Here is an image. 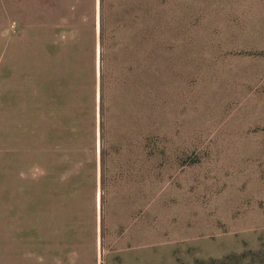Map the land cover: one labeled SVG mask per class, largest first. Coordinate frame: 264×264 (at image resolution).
<instances>
[{"label": "rangeland", "instance_id": "obj_1", "mask_svg": "<svg viewBox=\"0 0 264 264\" xmlns=\"http://www.w3.org/2000/svg\"><path fill=\"white\" fill-rule=\"evenodd\" d=\"M263 25L264 0H0V264H261Z\"/></svg>", "mask_w": 264, "mask_h": 264}, {"label": "crops", "instance_id": "obj_2", "mask_svg": "<svg viewBox=\"0 0 264 264\" xmlns=\"http://www.w3.org/2000/svg\"><path fill=\"white\" fill-rule=\"evenodd\" d=\"M187 25L188 24H178V23H169L167 24V26H163V25H157L155 28V30H169V31H184L187 30ZM234 29L235 27H233V25L231 23H229L228 26L224 27V29ZM263 30V32H260L259 34H257L256 39H261L262 40V48H264V25L261 28ZM173 46H175L177 49L176 50H172V51H166V53H168L167 55H171L173 57H177L172 59L173 61H180L179 58L181 59V61H184V57L188 56V49H187V45L184 44V42H178L175 41ZM156 47V46H155ZM157 52H153V54H156ZM188 61V60H186Z\"/></svg>", "mask_w": 264, "mask_h": 264}, {"label": "trees", "instance_id": "obj_3", "mask_svg": "<svg viewBox=\"0 0 264 264\" xmlns=\"http://www.w3.org/2000/svg\"><path fill=\"white\" fill-rule=\"evenodd\" d=\"M252 255H253V257H252L253 263L255 262V258L257 256H259V260H261V264H264V252L262 250H260L257 253H254ZM245 260H246L245 256H241V257L231 256V257H227L221 261L212 260L210 262H207V263L205 262V263L206 264H243L245 262Z\"/></svg>", "mask_w": 264, "mask_h": 264}]
</instances>
